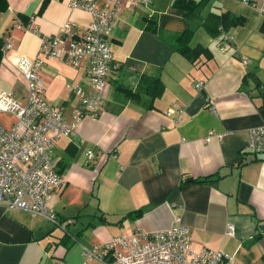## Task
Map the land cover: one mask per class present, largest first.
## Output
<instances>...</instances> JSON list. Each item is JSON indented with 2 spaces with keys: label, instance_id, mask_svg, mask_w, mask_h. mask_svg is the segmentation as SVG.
I'll use <instances>...</instances> for the list:
<instances>
[{
  "label": "crops",
  "instance_id": "crops-1",
  "mask_svg": "<svg viewBox=\"0 0 264 264\" xmlns=\"http://www.w3.org/2000/svg\"><path fill=\"white\" fill-rule=\"evenodd\" d=\"M202 1L197 14H186L172 0L122 7L109 37L113 68L97 115L85 116L52 145L63 181L48 208L63 226L0 202V264H82L83 247L178 224L189 227L196 249L220 250L234 264H264V153L246 148L247 130L264 122V0ZM7 3L0 37L12 47L0 61V92L25 102L23 74L41 36L67 22L80 33L90 15L69 0ZM97 5L106 7V0ZM223 13L243 20L226 30L219 25L232 37L228 42L212 19ZM184 30L192 32L188 46L202 45L211 57L191 62L182 55L176 35ZM86 70L85 61L72 67L44 60V96L67 116L79 101L66 85L88 89ZM210 131L221 137L204 141ZM135 210L139 216L120 221ZM228 223L233 236L226 234Z\"/></svg>",
  "mask_w": 264,
  "mask_h": 264
},
{
  "label": "built area",
  "instance_id": "built-area-1",
  "mask_svg": "<svg viewBox=\"0 0 264 264\" xmlns=\"http://www.w3.org/2000/svg\"><path fill=\"white\" fill-rule=\"evenodd\" d=\"M137 2L149 0H106V7H99L97 0H69L71 8L89 13V22L80 33L67 22L56 33L41 36L38 53L23 74L28 88L25 102L18 100L14 92H0V114L11 117L7 124L0 121V202L6 207L25 210L63 226L48 208L49 199L63 181L54 168L52 145L60 136L72 134L82 118L97 115L113 68L110 34L122 7ZM260 13L264 16V5ZM222 32L224 41L232 40ZM11 47V40L4 39L2 53ZM49 58L72 67L82 61L87 64L88 89L83 85H66L79 101L69 116L44 96L41 70L44 60ZM248 62L243 60L244 64ZM200 86L198 83L197 87ZM212 136L221 134L210 131L203 140L209 141ZM247 140L249 152L264 153V122L247 130ZM86 154L93 157V150ZM226 234L234 235L231 223L226 226ZM82 250V264H234L232 257L220 250L194 248L189 227L181 224L152 232L116 235Z\"/></svg>",
  "mask_w": 264,
  "mask_h": 264
},
{
  "label": "trees",
  "instance_id": "trees-1",
  "mask_svg": "<svg viewBox=\"0 0 264 264\" xmlns=\"http://www.w3.org/2000/svg\"><path fill=\"white\" fill-rule=\"evenodd\" d=\"M172 4H173V6L185 11L186 14H197L198 11L203 6L204 1L201 0V1L196 2L195 0H172ZM7 7H8L7 0H0V12L6 10ZM42 9H43V3L41 4L39 11H41ZM20 18L22 19L23 23L28 22V18H25L23 16H20ZM212 19H214V21L217 25L214 28L215 30L216 29L218 30L219 25H221L226 30L228 27L232 26L233 24L236 25L237 23H240L243 21L239 17L232 16L228 13H223L221 15H212ZM148 24L151 26V28L153 30H155L156 27H155V21L154 20L150 19L148 21ZM259 30L264 37V17H263L262 22L260 24ZM191 35H192V32H190L189 30H184L183 32L176 35V40L178 41V44H179V46L177 47V50H179L180 53L182 55H184L191 62L195 61L200 56H205L206 58L211 57L210 51L206 47H203L202 45H197L195 47L188 46L187 41L189 40ZM2 47H3V38L0 37V61H1V58L3 55ZM151 80H152V85H153V88H151V90L153 89L152 91H155L156 90L155 88H156L157 83H158V78H153ZM121 88L127 94H131L130 89H128L126 87H121ZM150 93H151V91H150ZM261 96L264 98L263 87H262ZM139 214H140L139 210L129 212L128 214L124 215L120 219V221H122L123 218L139 216ZM59 219H60L59 222L64 221L61 218H59ZM103 220H105V219H103ZM65 237H66V235L64 234L60 239H63Z\"/></svg>",
  "mask_w": 264,
  "mask_h": 264
},
{
  "label": "rangeland",
  "instance_id": "rangeland-1",
  "mask_svg": "<svg viewBox=\"0 0 264 264\" xmlns=\"http://www.w3.org/2000/svg\"><path fill=\"white\" fill-rule=\"evenodd\" d=\"M255 65V63H253ZM254 65H251V68L255 69ZM10 116L6 115V114H0V120H2L1 122L3 123H6L10 120ZM53 231L56 233V234H59L60 233V230L58 228H54Z\"/></svg>",
  "mask_w": 264,
  "mask_h": 264
},
{
  "label": "water",
  "instance_id": "water-1",
  "mask_svg": "<svg viewBox=\"0 0 264 264\" xmlns=\"http://www.w3.org/2000/svg\"><path fill=\"white\" fill-rule=\"evenodd\" d=\"M261 228H263V227H261Z\"/></svg>",
  "mask_w": 264,
  "mask_h": 264
}]
</instances>
